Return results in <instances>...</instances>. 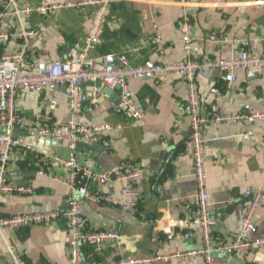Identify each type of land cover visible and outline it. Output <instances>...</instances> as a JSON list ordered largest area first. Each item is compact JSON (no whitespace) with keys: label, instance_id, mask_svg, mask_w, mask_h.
I'll use <instances>...</instances> for the list:
<instances>
[{"label":"crops","instance_id":"obj_1","mask_svg":"<svg viewBox=\"0 0 264 264\" xmlns=\"http://www.w3.org/2000/svg\"><path fill=\"white\" fill-rule=\"evenodd\" d=\"M75 1L80 0H22V4ZM93 9L83 4L59 9L48 16L33 13L17 17L9 13L3 17L0 30L14 32L38 28L40 37L29 44L35 57L39 60L64 59L80 47L91 25ZM184 17L193 24L192 48L200 50L206 58L229 57L244 46L264 53V0H187L184 3L114 0L98 43L90 54L98 65L103 55L121 52L127 54L132 65L184 59L188 55L181 41L180 24ZM155 31L161 39L148 40ZM237 39L244 44L236 45ZM20 44L15 40L0 44V54ZM236 75L234 82L217 71L211 77L198 75L196 84L202 104L224 113L239 112L246 104L264 110V68L254 77L247 76L244 71H237ZM92 85L85 83L83 89L90 93ZM214 86L221 90L220 94L211 91ZM109 88V94L102 91L96 98L90 96L84 104L83 123H121V129L116 134H104L98 142L99 148L89 146L95 140L80 141L78 150L84 161H93L99 167H108L121 160L138 161L143 166L144 177L138 186L140 198L134 209L123 208L124 183L117 180L111 186L112 202L82 200L85 227L119 234L117 242L83 246L82 257L85 261H106L200 247V228L193 222L198 211V190L189 141L190 122L181 112L186 94L182 78L167 74L157 80L136 77L128 80V88L144 111L140 121H129L116 112L120 91ZM53 97L57 104L54 110H49L48 102ZM16 102L26 116L27 129H36L35 121H39V125L64 122L68 115L62 86L41 92H18ZM241 130L251 131V136L238 139L236 135ZM204 132L206 190L215 220L212 226L215 242H230L241 227L249 197L240 194V189L262 193V204L254 213V223L256 235L264 234V124L228 123L208 126ZM30 137L34 139L35 135ZM40 145L53 155L67 156L69 153L65 140L45 138ZM42 169L46 170L45 174L39 172ZM7 175L17 183L31 186L33 191L2 195L0 214L67 206L69 189L57 179L65 178L66 171L52 159H34L30 154L20 156L9 164ZM168 233L174 236L168 239ZM185 233H189L188 238H184ZM71 236L72 228L63 220L47 226L1 229L0 264H12L15 257L19 264H70ZM156 264H204V259L195 256ZM215 264H264V248H251L236 254L218 252Z\"/></svg>","mask_w":264,"mask_h":264},{"label":"built area","instance_id":"obj_2","mask_svg":"<svg viewBox=\"0 0 264 264\" xmlns=\"http://www.w3.org/2000/svg\"><path fill=\"white\" fill-rule=\"evenodd\" d=\"M113 1L80 0L24 5L22 0H1L0 24L3 17L9 13L17 17L30 16L33 13L48 16L59 9H68L83 4H89L94 9L91 15V25L80 47L76 52H69L64 59L39 60L35 57L29 44L40 37L41 31L38 28L21 29L14 32L0 30V44L10 40L21 43L16 49L0 54V197L13 193L28 194L33 191L31 186L17 183L9 179L7 175L9 164L27 154L32 155L34 159H52L60 164L66 171V177L57 179L69 189L65 208L12 215L0 214V230L28 228L35 225L47 226L55 221L63 220L72 228L69 241L70 264H156L195 256H202L204 264H215V253L218 252L236 254L246 252L251 248H264V234L256 235L254 223V213L261 206L263 195L252 189L239 190L240 194L250 198L240 229L233 235L230 242H215L212 234L215 220L210 212L209 195L206 190V137L204 134L208 126L216 127L228 123L264 124V110L255 109L250 104H246L241 111L236 113L215 111L202 104L196 84L198 75L211 77L215 71L220 72L230 82L237 79V71H244L247 76L254 77L259 69L264 68V53H258L244 46L229 57L206 58L200 50L192 48L193 24L187 17H184L180 24V31L181 41L188 53L186 58L162 63L146 61L132 65L126 53H107L102 56L101 64L98 65L90 51L98 43L105 18L111 12ZM176 1L184 3L187 0ZM147 38L150 41L161 39L157 31ZM234 43L244 44L238 39ZM167 74L181 77L186 89L181 112L188 116L190 122L189 141L198 190V211L193 222L200 228L202 244L198 248L168 254L154 253L106 261L96 259L85 261L81 255L83 246L117 242L119 234L114 231L85 227L82 200L86 199L93 203L112 202L111 186L117 180L124 183L123 208L134 209L140 198L138 186L144 177V169L140 162L133 160H121L108 167H99L93 161L83 160L82 153L78 150L80 141H100L104 134H116L121 129V123L95 125L83 123L84 104L90 96L96 98L102 93L103 87L118 86L120 99L115 107L116 112L124 115L129 121H140L144 111L140 102L128 88V80L135 77L157 80ZM88 82L93 83L90 93L83 89L84 84ZM55 86H62L65 91L68 108L66 120L54 125L48 123L39 125V121L33 124L37 125L39 135L49 136L57 141L65 140L69 149L67 156L49 155L37 144L27 142L26 138L33 135L35 127L27 129L26 116L16 102L18 92H41ZM211 91L215 94L221 93V90L215 86L211 88ZM56 104L57 99L51 98L48 102L49 110H54ZM14 128L19 131L15 133ZM236 136L238 139H247L251 136V131L241 130ZM39 172L45 174L46 170L42 169ZM173 236V233L167 234L168 239ZM188 237L189 233H185L184 238ZM12 264H19L18 257L13 259Z\"/></svg>","mask_w":264,"mask_h":264},{"label":"water","instance_id":"obj_3","mask_svg":"<svg viewBox=\"0 0 264 264\" xmlns=\"http://www.w3.org/2000/svg\"><path fill=\"white\" fill-rule=\"evenodd\" d=\"M115 88L119 89L118 86H115ZM103 92L106 93V94H109V93L111 92V89H110L109 87H104V88H103ZM119 95H120V92H119V94H118V97H119ZM2 130H4V128H2ZM18 131H19V130H18L17 128H14V132H15V133H17ZM33 134L35 135L34 139H33L32 137L28 136V137L26 138V139H27V142H29V143H33V142H34V143H36L37 145H39V147L41 146L40 144L43 142V139L48 138V139L51 140V137H49V136H41V135H39L37 129L34 130V133H33ZM42 138H43V139H42ZM98 142H99V141L91 142L89 146L92 147V148H99L100 145H98ZM54 144H57V143L54 142ZM45 153H47V154H49V155H52V154H53V153H49V152H45ZM167 155H168L167 152H165V153L163 154L164 159H166V156H167ZM249 199H250V198H249Z\"/></svg>","mask_w":264,"mask_h":264}]
</instances>
